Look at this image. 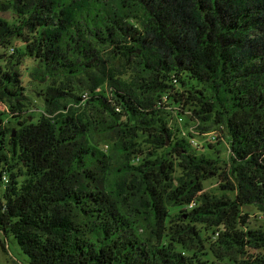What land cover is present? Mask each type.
I'll list each match as a JSON object with an SVG mask.
<instances>
[{
    "label": "trees",
    "instance_id": "1",
    "mask_svg": "<svg viewBox=\"0 0 264 264\" xmlns=\"http://www.w3.org/2000/svg\"><path fill=\"white\" fill-rule=\"evenodd\" d=\"M9 9L0 50L31 35L0 54V235L27 264H264V225L245 211L264 216V0ZM30 56L50 80L37 121L19 70ZM217 130L226 160L194 141Z\"/></svg>",
    "mask_w": 264,
    "mask_h": 264
},
{
    "label": "rangeland",
    "instance_id": "2",
    "mask_svg": "<svg viewBox=\"0 0 264 264\" xmlns=\"http://www.w3.org/2000/svg\"><path fill=\"white\" fill-rule=\"evenodd\" d=\"M1 1H7V0H0ZM0 18L3 20H6L10 23H16L19 20L18 15L16 14L14 9H9L6 12L0 11ZM28 30H23L19 35H14V37L11 39V44L9 48L6 50L1 51L0 54L4 55L6 54V57L11 55L9 49H15L20 50L22 48H25L26 44L24 42L25 38H27L30 33H28ZM14 53V52H13ZM0 62L2 63V60L0 59ZM38 62L33 57H26L23 61V63L19 66V70L22 74V81L23 86L25 88V93L28 98V104H27V112L25 113V116H31L33 117L34 121H37L40 117V114L44 111V101L42 99V95L44 94L45 89L47 88L48 84L50 83V80L43 81L42 79L36 78L33 76V72L37 67ZM4 106H0V110H4ZM175 120L172 121L173 124H177ZM185 120V119H184ZM177 124L183 131V136H185L187 133H189V129L184 127V122L178 121ZM13 127L16 128V123L13 122ZM192 133V132H191ZM213 134L217 135L220 139L218 142H209L211 135H198L194 134V141L196 143H199L200 145H204L205 147H208L209 144L213 145L216 149L219 150V154L221 155L222 159L226 160L229 157V142H227L224 139V133H222L220 130H217V132H214ZM187 136V135H186ZM214 143V144H213ZM102 149L105 151L108 149V145L105 142H101ZM220 172V171H219ZM179 174V172H178ZM20 179V178H19ZM220 181L219 177L213 178L207 182L204 183L205 191L207 192H213L218 187V182ZM179 211L178 208L173 209V214H176ZM246 212H249V226L251 228L259 227L260 225H264V216L261 212H259L255 208H247L245 209ZM175 219V218H174ZM140 234H144L143 230L139 231ZM205 237V235H203ZM0 240L3 241L5 244V247H0V262L2 264H27V256L23 253V251L20 249L18 244L16 243V239L13 236L5 237L4 235H0ZM204 243V242H203ZM203 244H199L197 247L201 248L200 246ZM205 248H208V244H205Z\"/></svg>",
    "mask_w": 264,
    "mask_h": 264
},
{
    "label": "built area",
    "instance_id": "3",
    "mask_svg": "<svg viewBox=\"0 0 264 264\" xmlns=\"http://www.w3.org/2000/svg\"><path fill=\"white\" fill-rule=\"evenodd\" d=\"M11 51H13V49H11ZM192 207L194 206V204L191 205Z\"/></svg>",
    "mask_w": 264,
    "mask_h": 264
}]
</instances>
